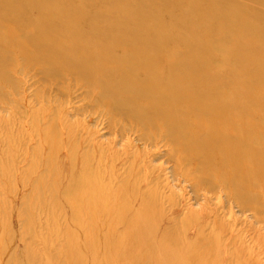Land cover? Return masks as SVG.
I'll return each mask as SVG.
<instances>
[{
  "label": "bare ground",
  "instance_id": "obj_1",
  "mask_svg": "<svg viewBox=\"0 0 264 264\" xmlns=\"http://www.w3.org/2000/svg\"><path fill=\"white\" fill-rule=\"evenodd\" d=\"M75 1L0 0V79L11 83L0 102L25 120L12 153L23 157L20 143L35 138L19 180L0 160L3 215L62 219L65 264H244L237 252L246 240L233 215L264 232V97L243 92V84L253 90L243 76L253 70L224 53L240 42L220 40V25L203 16L207 32L198 39L214 57L196 59L197 45L186 48L172 31L177 49L152 39L136 22L142 4L103 15ZM231 1L221 9H239ZM161 158L169 184L182 185L179 204L186 195L201 201L198 211L160 192L154 175L164 170L149 165ZM20 190L26 195L12 197ZM258 248L263 254L264 244Z\"/></svg>",
  "mask_w": 264,
  "mask_h": 264
},
{
  "label": "rangeland",
  "instance_id": "obj_2",
  "mask_svg": "<svg viewBox=\"0 0 264 264\" xmlns=\"http://www.w3.org/2000/svg\"><path fill=\"white\" fill-rule=\"evenodd\" d=\"M65 1L66 0H51V3L53 5L61 6L65 4ZM163 1L113 0V3L109 4L110 2L108 0H84L85 5H89L87 9H94L95 12L103 15H108L107 10H118L120 12L136 11L139 10L137 5L142 4L141 7H146V9H142V11L140 10L138 11L139 13H137L142 16L147 15V19L143 20L141 16L136 20V22L142 23L141 27L149 31L148 33L151 34L153 40L165 41L166 44H170L172 45V48L177 49V47H180V45L179 43H177L176 37L173 36L177 34L179 40L184 42L186 48L191 49L194 46L193 43L197 45L200 53L199 51H196V54H192V56L197 57L196 59L205 58L212 62L213 60L210 57L214 56L210 55L211 52L208 48L209 44L207 42V39H205L206 42L198 39L200 35L207 32L200 25V18L210 17L211 19L216 21L220 25L222 31H224L222 32L223 36L219 35L221 37L220 40H222L227 34L228 37H231L235 42H240L241 45H253L254 51L251 54H249L250 52H245V48L241 45L240 50L237 49L236 51H234L232 49H227L224 53L227 57L236 58L253 70V72L248 71L243 75L246 81L249 79H252V81H254L253 90H251L247 84H243L244 86L242 85L240 87L243 92L249 91L255 96H258L259 100L264 97V53L257 52L259 49H262L264 51V0H259L261 1L263 7H258L256 5V2L258 0H166V4ZM225 1H231L229 4L231 6H236L239 9H221L223 5H220ZM75 2V0H71V2L68 4L75 5ZM182 3L191 4L193 6V10L191 12H184L179 7ZM209 5H212V8L214 9H206V7ZM16 8L19 7L17 6ZM215 9H221V13H213L215 12ZM144 10L147 11V13H143ZM207 10L212 12L213 14L211 15L213 16H211L210 13L207 12ZM157 17L160 18L159 22L156 21ZM111 23L113 25L117 24L114 20H111ZM130 25L132 26L133 23H130ZM95 26V28H97L98 30H102V27L105 28L100 24H95ZM170 31H172L173 37L170 35ZM251 38L254 41H252ZM217 41H219V39ZM169 50L171 52L172 49H170L169 47ZM258 69L262 71V73L260 72L261 75H257V73L259 72H256V70ZM10 84V82L0 79V89L2 88L3 91L5 89H9ZM35 86V84L32 86V91ZM32 94L28 98L35 102ZM243 101L246 100L243 99ZM263 101L264 100H261L260 102ZM73 104L74 106L80 105V103L77 102ZM13 107H15L16 110V105H5L0 102V160L2 158V161L9 165L12 171V180L16 181L20 179V174L28 167V155L30 154V151L33 147V144L35 142L33 140L35 138L32 139L29 143L27 141H25L24 143H20L21 152L23 153V151L26 150L23 157H19L18 154L14 155L12 153V149H18V144L17 140L12 141L11 137L16 138L17 136H19L21 128L25 123V120L22 121L17 117V115L13 114ZM29 107L30 109H32L33 105H30ZM78 120H80V118H78ZM74 122L75 125H80V121L74 120ZM89 127L93 129V127H91V124ZM77 129L78 127L75 130ZM20 138L23 142L26 139V136L22 135ZM131 139L132 138H130V140ZM117 150H120V148H118ZM160 164L161 170L164 171L154 175V178L159 179L158 184L160 192L164 193L165 197L169 196L170 194H175L173 200H175L176 206L182 208L187 206L191 207L193 211H198L197 204H201V201H190L187 199L188 196L186 195L184 196L185 206L179 204V201L181 202V199H179L177 196L179 194V191L180 193H183L182 185L177 186V184L172 183L174 185L173 186L171 183L169 184V181L167 180L168 174H166L165 171V169H167V166L163 164V158L150 164L149 168L150 170L154 169L155 172H157V170L159 169L158 166ZM1 190L2 187L0 185V200H2L3 198ZM18 195L25 196L26 192L20 190L12 197L18 198ZM9 210L10 207L8 206L7 211L9 212ZM228 218L230 217L227 216L224 218V223H227ZM233 219L235 220L234 223L236 224V228L238 229L239 234H241L242 237H244L246 240L244 244V250H239L237 252V255L241 256V261H243L244 264L246 261L250 264V261L254 258L257 264H264V253L261 254L260 250L262 248H258L259 242L264 244V232L261 231L256 233L255 228H257V226H252L250 223L251 221L246 215L241 216L236 212L235 215H233ZM63 225L64 222L62 221V219H56V221L51 222L44 214V212L36 213L33 216H20L17 218H11L4 216L3 209L0 208V243L2 242V245L3 243L6 244V250L4 249L0 255V264L3 263V259L4 261L7 260V264H9L8 262L10 261H12L11 264H16V256H18L17 258H23L22 260L24 262L26 261L25 264H65L67 259L63 248ZM10 231L11 233H13H9L10 235H6ZM227 236V233L225 234L224 232H221L220 234V238H222L223 240H226ZM258 237L259 241L257 243L256 240H258ZM9 248H11L12 251ZM12 254L16 255L14 256Z\"/></svg>",
  "mask_w": 264,
  "mask_h": 264
}]
</instances>
